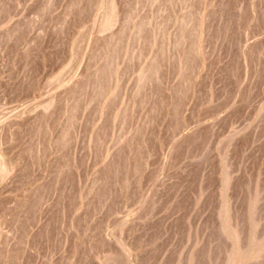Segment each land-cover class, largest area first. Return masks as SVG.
<instances>
[{
	"label": "rangeland",
	"instance_id": "rangeland-1",
	"mask_svg": "<svg viewBox=\"0 0 264 264\" xmlns=\"http://www.w3.org/2000/svg\"><path fill=\"white\" fill-rule=\"evenodd\" d=\"M0 264H264V0H0Z\"/></svg>",
	"mask_w": 264,
	"mask_h": 264
}]
</instances>
